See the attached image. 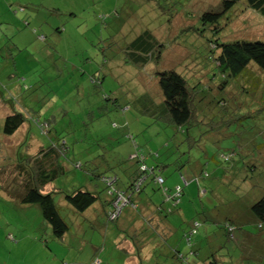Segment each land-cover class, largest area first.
Returning <instances> with one entry per match:
<instances>
[{"label": "trees", "instance_id": "obj_1", "mask_svg": "<svg viewBox=\"0 0 264 264\" xmlns=\"http://www.w3.org/2000/svg\"><path fill=\"white\" fill-rule=\"evenodd\" d=\"M143 1L153 3L154 9L157 8L155 10L159 15L157 26L161 28L167 23L171 25L182 12L177 19L178 24L174 25L177 33L170 38L171 43L168 45H178L184 48L186 53L184 59L178 61L174 67L157 68L167 45L156 37L154 33L156 26L147 23L145 27V23H142V27L137 29L138 33L131 37L133 42L126 48L127 53L116 55L113 52L106 57L104 54L107 59H101L100 65L99 61L91 59L93 56H84L88 48L72 52L73 55L84 54L81 65H77L73 57L70 58L71 62L68 61L61 52L59 57L63 58L64 64L70 65L72 73L82 76L87 74L93 83H102L105 76L113 73L117 76V73L129 72L128 68L134 73L143 70L150 63L154 64L153 74L158 79L163 99L156 101L151 92L141 85H137L136 90L133 89L135 92L131 97L135 102L140 103L142 112L173 129L177 150L184 146L187 151L184 150L182 153H187L188 157L186 160L179 157L176 161L165 162L161 160L160 153L156 150L145 151V154L136 143L134 135L126 131L125 138L122 139L132 146V151L125 160L126 163L115 154L110 155L122 168L123 177H119L116 170L109 165L104 168H110L112 173H94V179L98 178L103 186L101 191L104 193V199H101L99 191L80 187L66 193L65 200L75 212L83 214L91 210L92 214L83 218H91L93 223L99 224V217L104 218L105 222L120 221L123 233L119 232L114 237V251L124 252H120L124 259L139 258L143 254L142 250H146L148 240L153 238L155 249L160 252L163 248L172 250V264L225 263V260L222 261V256L218 257L219 254L216 252L211 253L212 237L208 234L206 237L207 229L204 221L214 220L219 224L223 223L226 237L222 233L221 239L230 241L232 246L227 251V264H254L253 261L262 264L264 231H254L249 224H253L256 219L264 220V189L256 190V184L237 164L239 161L237 157L248 145H256L263 150L264 141L257 142L254 131L252 132L254 136L249 133L250 135L244 136L242 141L236 137L234 146L229 151L221 153L218 158L208 149L210 145L208 140L214 137L226 139L236 133L232 129L233 126L242 124L244 117L239 112L240 109H245L249 101L239 97V90L245 92L250 88L255 91L256 107L253 116L257 111L264 110V35L260 39H224L223 36L233 31L230 26L231 18L242 10H252L264 17V0H221L217 11L199 13L182 9L190 0ZM143 1L137 4L138 8L143 7ZM34 9L39 10L37 7ZM46 11L53 12L54 15L56 12H58L56 14L62 12L55 6ZM139 11L136 13L131 11L132 18L137 17V20H142L143 11ZM163 11L166 14H162ZM71 14L74 15L73 12ZM100 18L105 19L103 16ZM150 19L148 17V20ZM226 27L227 29L224 30ZM33 32L38 40L45 41L44 34L37 33L35 29ZM102 43L91 51H96L97 54V49L109 48L111 44L105 41ZM68 46L69 44L65 45L68 49L72 48ZM44 47L43 44L42 49ZM87 54H90V51ZM117 57H120V68L115 70V65L110 64V59ZM92 69L94 70L91 71ZM102 85L106 91L103 83ZM27 88L25 85L24 89ZM222 92L226 97L220 95ZM109 94L104 93L103 100L110 104L113 102L112 109L119 108L123 112L128 109L127 103L121 105L117 97H111ZM16 98L10 95L5 97L0 89L1 104L12 108V112L6 115L3 127L0 128V151L3 150V154H9L15 160L11 170L7 172L12 177L11 180L5 181L1 174L0 180L8 182L13 193L21 188L18 195L20 203L39 205L44 221L50 226L52 238L61 241L69 226L59 213L53 192L45 189L66 168L64 159L69 158L71 147L65 138L59 136L56 126L52 127L47 118L31 116L29 119L21 109H16ZM23 102L21 101L19 105L26 109L22 105ZM108 104L104 103L101 107H107ZM26 122L29 132L31 126L35 125L39 134L48 138L47 144L44 145L38 139L40 146L36 148L37 152L35 150L33 155L28 156L22 151L24 148L27 152L31 146V132L26 130L22 143L7 153L4 150L6 145L4 137L19 131ZM213 143L220 145L219 142ZM255 158L256 156L250 158L251 170L257 169ZM72 166L83 167L80 161L73 162ZM166 166L173 168L168 170ZM190 183L198 185L199 195L208 194L212 198L211 206L206 203L205 209L201 208L203 215L197 212V218L194 215L190 217L189 202L181 199L182 194L186 192L185 186ZM148 186L151 187V193L144 195ZM152 186L158 190L160 199L151 195L155 192ZM245 198L249 200L247 203L243 202ZM193 202H191L192 206ZM238 206H243V214L240 209L237 210ZM135 216L141 217L142 227L135 224L138 220H134ZM182 223H185L183 231H177L176 228ZM243 224L246 226L241 227ZM202 236L204 238L200 239L199 237ZM158 239L162 244L157 242ZM205 240L208 242L206 243ZM182 241L186 244L184 250L175 246ZM100 263L98 255H95L89 264Z\"/></svg>", "mask_w": 264, "mask_h": 264}, {"label": "rangeland", "instance_id": "obj_2", "mask_svg": "<svg viewBox=\"0 0 264 264\" xmlns=\"http://www.w3.org/2000/svg\"><path fill=\"white\" fill-rule=\"evenodd\" d=\"M143 2V7L138 8L137 4H141V0H0V89L5 97L10 95L18 98L15 99V108L21 109L29 119L31 116L47 118L52 127L56 126L59 136L65 138L71 147L69 158L64 159L66 168L45 189L53 192V199L59 213L69 226V230L61 238L62 242L52 238L50 226L44 221L39 205L20 203L18 195L21 188L13 193L8 182L0 180V264H72L75 262L89 264L95 255H98L100 264H172V252L162 254L160 250L155 249L153 238L148 240L147 248L142 250L143 254L139 258L131 257L125 261L120 254L121 250L119 253L114 251V237L119 232L123 233V227H120L121 222H105L104 218L99 217L100 223H93V219L83 218L92 214L91 210L83 214L75 212L64 197L66 193L83 187L99 191L101 199H104V193L101 191L103 186L98 178L94 179V173L111 172L110 168H104L109 165L116 170L119 177H123L122 168L110 155L113 153L126 163L125 160L132 151L131 144L122 139L125 138L126 131L134 135L136 143L144 153L156 150L160 153L162 161L172 162L179 157L186 160L188 157L187 153H182L184 150L187 151L184 146L177 150L173 129L142 112L140 103L135 102L131 97L135 92L133 89L136 90V86L141 85L151 92L156 101L163 99L158 79L153 74L154 64L150 63L143 70L134 71V73L130 68H128L129 72L123 71L117 73V76L112 72L113 74L105 76L104 82L102 81L105 91L102 83L91 82L87 74L82 76L72 73L70 65L64 64L63 58L59 57L61 52L68 61L73 57L75 63L81 65L84 54L73 55L72 52L88 48L84 56H93L91 59L99 61L100 65V60L109 53L115 52L116 55L127 53L126 48L133 42L131 37L138 33L137 29L142 27V23H145L144 27L147 23L150 26H156L154 31L156 37L167 45L157 68L174 67L178 61L184 59L186 53L184 48L178 45H168L171 43L170 38L177 33L174 25L178 24L177 19L182 12L171 25L167 23L161 28L157 26L159 23V15L155 11L157 8L154 9L153 3ZM220 4L221 0H190L182 9L191 10L194 13L215 12L220 8ZM54 6L62 12L59 14L56 12L54 15L53 12L46 11ZM36 7L39 10L35 11ZM139 10L143 11L144 18L142 20H137V17L132 18L131 11L136 13L140 12ZM246 11L242 10L235 14L236 16H232L230 26L233 31L228 35L224 34V39L262 38L264 17L252 10H250L252 12ZM162 14L166 12L163 11ZM101 16L105 19L102 20ZM148 17L151 19L148 20ZM34 29L37 33L45 35V41L37 39ZM226 29L227 27L224 28ZM102 41L111 42L109 48L100 47L97 49V54L96 51L92 52L94 47L97 48L103 44ZM43 44L44 49H42ZM66 44L72 48H66ZM89 51L90 54H87ZM119 62L120 57L110 59V64L115 65V70L120 68ZM25 85L27 89H24ZM254 92L250 88L245 92L238 91L239 97L249 102L245 109H240L239 112L244 117L242 124L232 127L236 133L223 140L215 137L208 140L210 144L208 149L218 158L221 153L229 151L234 146L237 138L242 141L244 136L250 135L249 133L253 136L254 133L256 134L257 142L264 141V110L257 111L253 116L256 107ZM104 93L117 97L121 105L127 103L128 109L124 112L119 108L112 109L113 102L111 104L105 102ZM220 95L226 97L223 92ZM21 101H24L22 105L26 109L19 105ZM104 103L109 104L102 108ZM11 112L12 108L0 102V128L3 127L6 115ZM26 125L28 122L19 131L4 137L6 144L4 150L7 153L22 143L26 130L29 132ZM30 132L31 146L27 152L22 148L28 156L35 153L38 143L40 145L38 139L44 145L48 142V138L40 135L35 125L31 126ZM213 142H219L220 145L217 146ZM168 143L169 145H165ZM3 152L1 150L0 154ZM253 156H256L254 160L256 170H251L249 165L250 158ZM237 158L239 159L237 164L256 184V190H263L264 149L261 150L256 145H248ZM14 161V157L9 154L0 155V174L5 181L12 178L7 172L11 170ZM75 161H80L83 167L72 166ZM166 167L168 170L173 168V166ZM150 188V186L146 188L144 195L151 193ZM185 188L186 192L182 194L181 199L189 202L190 217L194 215L197 218V212L203 215L201 208L205 209L206 203L211 206L212 198L208 194L199 195V187L196 183H190ZM152 190L155 192L151 195L160 199L158 190L154 186ZM248 201L245 198L243 202ZM238 207L237 210L240 209L243 214V206ZM184 225L185 223H182L176 230L183 231ZM249 225L254 231H264V220L256 219ZM204 226L207 229L206 237H208L207 234L212 237H210L211 253L216 252L219 254L218 257H223L222 261L225 260V263L220 262V264H227V251L232 246L230 241L221 239L222 233L226 237L223 223L205 220ZM244 226L246 224L241 227ZM205 242L208 241L205 240ZM152 248L153 252H151ZM68 251L69 259L61 260ZM253 263L257 264L255 261Z\"/></svg>", "mask_w": 264, "mask_h": 264}, {"label": "crops", "instance_id": "obj_3", "mask_svg": "<svg viewBox=\"0 0 264 264\" xmlns=\"http://www.w3.org/2000/svg\"><path fill=\"white\" fill-rule=\"evenodd\" d=\"M40 145L38 144V147H39ZM37 147V148H38ZM36 152H37V150H36ZM136 219H138L136 222H135V224L136 225H138V227H142V219H141V217H139V216H135L134 217V220H136ZM166 228V227H165ZM170 232V231H169ZM160 242V240L158 239L157 240V242ZM159 244H162V242H160ZM175 246L176 247H182V249L184 250V248H186V244H185V242L184 241H182V242H180V243H177V244H175ZM128 247L129 248H131L129 245H128ZM171 251L172 250H170V248H163V251L161 252L162 254H164V253H168V254H170L171 253ZM69 251L68 252H66L65 253V255L61 258V260H64V258H65V260L68 258L69 259ZM170 257V256H169ZM76 258V257H75ZM74 258V259H75ZM125 259H127V258H125ZM127 260H129V259H127ZM59 261V260H58ZM69 262H70V260H69ZM63 263V262H62ZM67 264V263H66ZM72 264H77L76 262L75 263H72Z\"/></svg>", "mask_w": 264, "mask_h": 264}, {"label": "built area", "instance_id": "obj_4", "mask_svg": "<svg viewBox=\"0 0 264 264\" xmlns=\"http://www.w3.org/2000/svg\"><path fill=\"white\" fill-rule=\"evenodd\" d=\"M114 216V215H113Z\"/></svg>", "mask_w": 264, "mask_h": 264}]
</instances>
